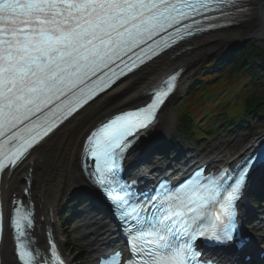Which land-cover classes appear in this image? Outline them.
<instances>
[{
	"label": "snow or ice",
	"instance_id": "1",
	"mask_svg": "<svg viewBox=\"0 0 264 264\" xmlns=\"http://www.w3.org/2000/svg\"><path fill=\"white\" fill-rule=\"evenodd\" d=\"M233 10L246 11L239 0H0V178L86 108L124 95L145 67L205 24L234 22ZM178 75L155 85L142 106L128 108L132 98L115 106L84 134L80 170L112 203L128 243L126 258L115 251L100 264H209L202 240H236V203L264 166V151L214 175L198 169L142 198L120 177L128 150L155 128ZM30 196L24 187L7 214L0 201V237L6 220L17 264H66L54 233L44 232L43 244L35 235Z\"/></svg>",
	"mask_w": 264,
	"mask_h": 264
},
{
	"label": "bare ground",
	"instance_id": "2",
	"mask_svg": "<svg viewBox=\"0 0 264 264\" xmlns=\"http://www.w3.org/2000/svg\"><path fill=\"white\" fill-rule=\"evenodd\" d=\"M257 4V9L248 13L237 27L224 33L196 37L190 43L191 47L179 54H176L175 51L164 54L150 63L134 78V82L124 95H116L107 98L103 102H97L82 111L75 119L66 123L51 138L47 139L41 146L32 151L24 164L17 168L5 180V186L7 188L6 196L10 199L11 193L17 192L18 190H20L19 193H22L21 190L26 185L22 176L29 175L32 179L31 197L36 203L37 214L45 217L42 221H38L39 228L37 229H43L48 224L57 232V225L53 222V218H55V214L63 198L70 192L79 189H85L92 195L95 194L94 188L81 172L79 163L80 145L85 132L92 124L108 116L115 106L124 105V102L128 98H132V101L127 107L143 103L148 96L143 94L142 91L148 89L161 76L179 66H184L185 68L190 67L197 59L211 51L218 50L220 47L226 45V42H238L253 34L264 38V0H258ZM261 33L263 34L260 36ZM174 115V106L170 105L167 107L166 105L162 109L160 121L151 131L149 142L153 138L164 137L171 131ZM261 137H264V132L258 135L253 142ZM251 146L244 148L240 146L239 141L231 140L224 142L220 147H213L203 157L197 155L195 159L209 161L213 165L222 164L241 157L243 152L250 151L253 148ZM142 154H147V151L138 154L139 157H143ZM138 155H134V160L138 158ZM148 167L141 168L136 172L150 173L147 171ZM155 173L156 170L148 174L147 177L153 178ZM94 219L96 220L93 221ZM82 225L84 227L83 237L92 249V255L100 253L107 247L106 242L109 241L108 238L111 235L108 231L112 228L110 223L94 215L89 217ZM37 229L35 232L36 235ZM37 237L39 240L41 239L38 235ZM40 242L41 244L44 243L41 240ZM11 249L12 245L5 241L0 254L4 262L16 264L15 257H13V250L11 251Z\"/></svg>",
	"mask_w": 264,
	"mask_h": 264
},
{
	"label": "trees",
	"instance_id": "3",
	"mask_svg": "<svg viewBox=\"0 0 264 264\" xmlns=\"http://www.w3.org/2000/svg\"><path fill=\"white\" fill-rule=\"evenodd\" d=\"M258 78L264 79V45L259 40L217 54L191 79L179 110L177 131L194 136L191 143L210 139L218 126L219 104L230 107L225 109L227 125H241L251 120L253 113H264V94L248 92ZM178 141L176 136L168 142Z\"/></svg>",
	"mask_w": 264,
	"mask_h": 264
},
{
	"label": "rangeland",
	"instance_id": "4",
	"mask_svg": "<svg viewBox=\"0 0 264 264\" xmlns=\"http://www.w3.org/2000/svg\"><path fill=\"white\" fill-rule=\"evenodd\" d=\"M258 0L255 1V6L257 9L258 6ZM257 4V5H256ZM261 40L258 39V37L255 36H247L241 40H239L238 42L234 43L235 46H247L249 43H251L253 40H259V42L264 45V38H260ZM181 53V51H180ZM218 51H212L209 52L208 54H206L205 56L200 57L199 59H197L190 67H188V71L184 74L183 78H182V83L180 86L179 91L174 95V97L168 102L167 107H169L170 105L174 106V110H175V115H174V119H173V124L171 125V131L169 133H167L163 138L167 139L173 136L178 135L177 131H175V125H176V120H177V114H178V110L180 108V103L183 100V94L186 92L187 90V86L188 83L190 82L191 78L193 77V73L195 71L196 68H198L200 66V64H202L203 62H207L209 61L214 54H217ZM144 91H142V93L144 94ZM216 89H211V92H216ZM248 92H255L258 94H264V79H256L254 83H252V85L249 87ZM218 122L222 121L223 119L226 118V112L225 109H230L229 105L226 104H219L218 105ZM253 121H246L244 123L243 126L241 127H237V126H232V128L227 129V127H223L220 126L219 129H216V135L214 137H212L210 140H201L198 141V143H191V140L195 139L194 136L192 137H187L185 135H178L181 140H180V144L178 146V148H189L190 150H196V154L202 155V157L204 155H206L208 153V151L212 150L213 147H220L224 142L227 141H231V140H236L240 142V146L241 147H247L249 146L258 135H260L261 133L264 132V115L261 114H257V115H252ZM161 138V140L163 139ZM77 206L76 209H74L73 207ZM70 212L67 215H64L63 212H60V208L58 209V213L60 215H63L62 220L65 221L70 215L76 213L79 214L82 210H92V206L89 205V202H87V199H76V201H74L70 207ZM40 218V217H39ZM72 222H70V227L68 228V235H70V241L74 246L75 250H82L80 251L78 254L74 255L73 257H76V259L79 258V255L82 257V255L85 254L86 249L88 248L86 245V241L85 240H81L80 238H78V234H81V230H78V224H79V220H80V216L78 218H75L74 216L70 217ZM75 218V219H74ZM69 221H66L65 223H67ZM84 247V248H83ZM87 247V248H86ZM66 248L69 249L68 244L66 245ZM85 251V252H84ZM78 262V260H76ZM80 263V262H79ZM81 264V263H80ZM84 264V263H82Z\"/></svg>",
	"mask_w": 264,
	"mask_h": 264
},
{
	"label": "water",
	"instance_id": "5",
	"mask_svg": "<svg viewBox=\"0 0 264 264\" xmlns=\"http://www.w3.org/2000/svg\"><path fill=\"white\" fill-rule=\"evenodd\" d=\"M263 33H264V31H263ZM263 33H261L260 36H261Z\"/></svg>",
	"mask_w": 264,
	"mask_h": 264
}]
</instances>
